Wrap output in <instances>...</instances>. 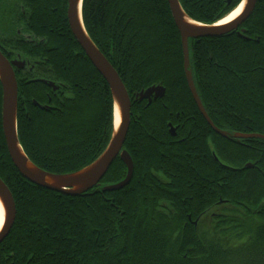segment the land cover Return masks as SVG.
Wrapping results in <instances>:
<instances>
[{"label":"trees","instance_id":"16d2710c","mask_svg":"<svg viewBox=\"0 0 264 264\" xmlns=\"http://www.w3.org/2000/svg\"><path fill=\"white\" fill-rule=\"evenodd\" d=\"M180 2L193 20L212 24L242 0ZM53 4L37 5V21L57 25L61 34L55 48L11 47L9 39L0 43L8 46V57L20 54L26 67L27 59L38 61L32 72L26 67L19 72L18 132L24 151L47 171L71 173L95 161L108 146L114 100L64 18L50 11ZM83 20L132 100L125 146L134 161L133 178L123 189H101L126 177L120 157L96 188L79 196L24 178L3 134L0 83V177L17 206L15 224L0 244V264H264V139L231 140L201 115L187 84L182 38L168 1L84 0ZM0 28L16 33L7 15L0 16ZM190 56L198 93L214 124L230 134H264V0H258L238 29L191 40ZM50 79L62 82L66 93L56 105L42 108L35 101L48 100L51 89L45 84ZM155 84L165 86L163 98L151 104L136 100ZM169 122L179 125L177 137L169 133ZM179 138L199 150L205 138L221 141L220 161L203 158L196 147L195 155L186 156L187 142L186 149L171 145L162 150L169 155L165 157L155 142ZM239 140L245 144L231 142ZM138 144L143 146L140 162ZM164 161L174 171L170 176L158 166ZM248 162L253 167H246ZM218 170L220 178L213 176ZM215 208L221 215L202 224L200 212Z\"/></svg>","mask_w":264,"mask_h":264},{"label":"water","instance_id":"95a60500","mask_svg":"<svg viewBox=\"0 0 264 264\" xmlns=\"http://www.w3.org/2000/svg\"><path fill=\"white\" fill-rule=\"evenodd\" d=\"M182 38L184 53V69L189 90L206 121L214 131L226 138H263L264 134L259 133H239L230 134L228 131L218 128L208 112L198 93L193 72L191 69L190 42L193 39L220 37L233 30L238 29L255 10L258 0H242L235 10L243 5L240 14L233 20L222 23L228 17L222 18L216 23L207 24L193 20L184 10L180 0H167ZM84 0H69L68 20L71 31L85 51L97 71L107 81L114 100V131L106 149L101 155L89 165L71 172L54 173L39 167L34 163L24 151L18 132V82L15 66L20 70L26 65L25 60H9L0 49V82L3 89L2 97V127L6 140L9 155L15 167L21 175L35 185L46 188L51 191L64 193L71 196L82 195L95 186L99 185L107 174L113 162L120 157L127 166L126 177L114 184L106 185L101 189L103 191H116L123 189L130 184L134 175V161L130 153L123 149L131 125L132 100L130 94L121 79L118 71L110 63L107 57L100 51L98 46L88 34L83 20ZM50 85H55L49 82ZM166 94V88L162 84H155L143 89L136 95V100L142 102L148 100L151 104L153 100L163 98ZM35 104H38L37 102ZM42 108L46 106L40 105ZM116 109L120 113V122L116 125ZM171 135H176L174 127L170 129ZM246 167H253L249 162ZM0 210L2 211V222L0 225V244L9 235L15 224L17 217V206L12 191L0 177ZM197 225V221H195Z\"/></svg>","mask_w":264,"mask_h":264},{"label":"flooded vegetation","instance_id":"af4514ba","mask_svg":"<svg viewBox=\"0 0 264 264\" xmlns=\"http://www.w3.org/2000/svg\"><path fill=\"white\" fill-rule=\"evenodd\" d=\"M43 1H47V2L54 1V4L49 8L50 11H52V13L54 15L62 16V18H64L66 28H67V24H68L69 30L71 31L69 20H68L69 0H0V16H6V15L9 16V18L12 19L13 27L16 29V31H15L16 33H14L12 35L11 33L9 34L8 32L4 31L2 28H0V42H5V41H8V39H9V40H12L11 47L18 46V47H26L29 49H37V50L55 48L58 44L57 39L60 37V36H58V38H57V35L61 34V32H58V30L56 29L57 25H52L51 23L50 24H46V23H42V22L40 23V21L39 22L37 21V18L39 17V14H40V13L39 14L37 13V10L39 8V7H37V5ZM57 1L59 2L58 5L56 4ZM65 5H66V10H64ZM4 8L7 9V11L5 13L6 15L4 14V11L6 9H4ZM12 8H17V10L12 9ZM64 11H65V13H64ZM65 15L67 16V19H66ZM67 30H68V28H67ZM239 33L240 32H238V34ZM71 34H73L72 31H71ZM6 48H8L7 45H5L4 43H0V49L2 50L3 54L9 60H13V59L23 60V57H21L20 54H18L16 57H14V55H11V57H8L9 53L4 52L6 50ZM27 60L29 61L30 64H28L27 67L25 65V67H26L25 69L28 68L29 69L28 71L32 72L33 69H35V67H37L38 61H34V60H30V59H27ZM34 63H36V64H34ZM33 64H34V66H33ZM14 68L16 71V77H17V82H18V80L20 78L19 72L22 69L19 70L16 66ZM25 69H24V71H25ZM32 78H34V77H32ZM35 78H41V79H38V80H40L39 82H41V81L45 82L47 80V79H44V77H35ZM50 80H51L50 82H53L55 85H50L49 83L45 84V85L49 86L51 91H49L46 94L48 100L44 101V103L41 104V103L35 101V103L37 102L39 104V106L40 105L54 106L57 104V102H60V99H62L61 97L63 95H65V93H66V89H65L66 87L63 86L62 82L56 83L55 80H53V79H50ZM43 82H41V83H43ZM2 91H3V89H2ZM18 93H19V83H18ZM144 101L148 102V100H144ZM144 101H142V102H144ZM18 103H19V100H18ZM131 110H132V108H131ZM131 114H132V111H131ZM131 121H132V118H131ZM168 126H169V133H170V129L172 127L175 128L176 135H172V136L177 137V134L179 132L178 131L179 125H174L172 122H169ZM185 139L186 138H182V139L179 138L178 139L179 141H155V142H158L162 145V147L160 148L161 149L160 152L165 157H168L169 155L166 152L162 153V150L164 151L167 149H171L172 146L182 148L184 145H185L184 149H186V142H187V144H189L188 145V153L186 156L195 155L196 153L193 150L195 149L196 146H193L191 141H185ZM234 139H237V138H233V137L231 138V140H234ZM209 140L210 141H207V139L205 138L204 141H199L200 145H202V149H200V150L198 148L197 143H194V144L197 145L196 149L199 150V152H200L199 155H201L203 158H211L213 161H216L218 163L220 161L218 154H220L222 152V149L224 147L222 146L221 141H212L211 138ZM193 142H195V141H193ZM231 142H232V144H234V143H237V144L239 143L241 145L245 144L244 141H240V140L239 141H231ZM138 146H139V144H138ZM123 149H125L131 153V151L125 146V143H124ZM141 149H143L142 145H140L138 149L135 148V152L137 154L138 161L140 159V155L143 153V151ZM164 163H165V161H164ZM223 165H225V164H223ZM125 166H126V164H125ZM158 166H161L162 171L164 170V172L166 174H168V176L172 175L174 172L170 169V167L167 163H165V165L160 164ZM245 166H246V164H245ZM134 167H135V165H134ZM225 167H230L233 169L239 168V167L232 166V165H225ZM126 168H127V166H126ZM153 168H155V167H153ZM221 173H222L221 170H218L214 173L213 176L220 178ZM217 180L218 179H214V181L211 182V184L216 182ZM97 186H95L94 188H96ZM214 191L217 192L215 188H214ZM190 199H193V198L190 197ZM203 209H204V207H203ZM200 215H199L200 217L198 219L201 220V223L202 224H208V223H211V221H212L211 217L212 216L215 217L216 215L220 216L221 211H219V208H215V210L213 212L205 214L204 211L202 210L200 212ZM189 221L194 222V224H195L196 220L194 221L192 219V216L189 215ZM197 224H198V222H197Z\"/></svg>","mask_w":264,"mask_h":264},{"label":"bare ground","instance_id":"6f19581e","mask_svg":"<svg viewBox=\"0 0 264 264\" xmlns=\"http://www.w3.org/2000/svg\"><path fill=\"white\" fill-rule=\"evenodd\" d=\"M242 8H243V5H241L240 7H238L236 10H234L228 17H226L222 23H226V22H229L231 20H233L235 17H237L240 12L242 11ZM176 24V23H175ZM188 84V83H187ZM120 122V113H119V110L116 109V125H118ZM2 211L0 210V225H1V222H2Z\"/></svg>","mask_w":264,"mask_h":264}]
</instances>
